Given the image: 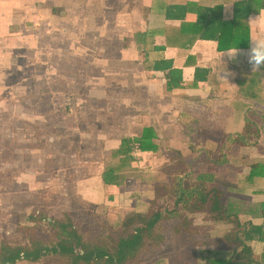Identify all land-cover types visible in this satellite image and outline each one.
I'll return each mask as SVG.
<instances>
[{"label": "rangeland", "instance_id": "obj_1", "mask_svg": "<svg viewBox=\"0 0 264 264\" xmlns=\"http://www.w3.org/2000/svg\"><path fill=\"white\" fill-rule=\"evenodd\" d=\"M93 40L96 43V39ZM103 43L104 41L101 45H104ZM88 56V67L97 65L99 71L104 73V87L106 89L115 87L111 86L112 80H114V68L117 65L125 64V62L119 61V63L110 59L118 58L117 56L104 55L105 59L102 60L99 54L92 53ZM96 58L99 60L97 64ZM128 58L129 56L126 54L120 55L122 60H128ZM137 58L141 62V57ZM5 63L9 64L5 60L0 63V83L12 78L11 72L5 70ZM40 71L37 70L35 73L38 74ZM49 71V68L46 72L41 71L39 82L45 77H49ZM56 74L58 75V72ZM31 77L28 71L23 72L25 83ZM186 78L188 79V75ZM35 88L25 87L24 95L18 99L17 97H7L6 86L0 84V249L6 245L28 246L31 242L38 241L45 245L70 248L77 247L81 243L100 244L104 239L103 235L107 232L105 229L107 226L114 224L118 226V223L124 220L128 214L149 210L156 186L160 188L162 184L169 181L165 171V169L169 170V167L166 165L172 162L173 153L179 151L182 146L183 150L189 151V154L183 156L189 162L191 172H194L195 175L205 173L213 176V179L228 181L234 185L222 186L224 183L216 181V187L221 188L224 192L222 204L227 208L230 217L226 219L227 221L213 215L198 214L191 218L187 231L177 232L180 244L176 245V243L169 248V251L174 250L176 256L180 254L178 264H202L200 258L202 251L229 250L236 246L237 242L233 241L232 236L230 237L235 230L236 217L241 222H262L264 179L262 178L251 186L239 185V181L249 169L247 166H216L210 162L207 150L201 151L203 154L200 155V159L194 161L192 158L196 152L187 147L188 143L193 142V139H195L194 146L208 148L211 145L213 148L215 142L220 145L221 137L226 134L228 128L223 120L216 124L213 123V118L226 114L219 111L214 112L213 108L204 110L205 114L203 111L194 112L199 120L191 121V117L184 118L188 127L182 129L178 125L173 127V122L165 120V114L155 108L156 104L153 101L145 104L146 108L148 105L151 106L147 109L148 112L143 113L145 111L143 108H137L132 113L148 114L150 121H147L148 116L146 115L142 119V123H149V125L153 123L160 131L158 132L160 148H157V153H150L144 158V154L140 155L142 152L135 146L130 153L135 166H131V163L129 168L120 171L116 187H111L103 183L102 175L107 168L112 167L115 162H119L120 157L122 158L120 156L114 159L112 155L111 160H108V156H111L115 150L111 152L102 147L103 150L99 149L96 154L90 152L88 157L87 155L78 156V152H74L72 157H78V160L75 161L70 159L66 149L68 145L72 144L71 135L67 134L69 123L76 126L74 120L69 121L70 108L68 109V101L65 100L67 95H73L75 92L71 91L73 86L70 90L66 89V92L64 89L54 92V101H52V92L47 97L50 104L46 99V101L43 100L46 98L43 94L50 91L47 84L43 88L40 87L39 91L38 89L35 91ZM192 88L179 89V92L171 96L173 100H166V104L175 108L183 106V104L191 105L195 102L193 97L196 100L199 99V93L193 92ZM221 88L223 87L212 88L214 91L209 89L208 95L218 94L216 96L220 98L226 94L225 91L220 90ZM145 90L150 93L155 91L158 94L166 91L171 94L160 84L146 86ZM8 91L13 92L14 88ZM30 91L32 95H30ZM111 93H113L112 90ZM36 94H38L37 98ZM184 96H188L189 99H185ZM7 98H10L11 101L5 102L4 99ZM250 105L251 111L254 109L263 110L260 103L252 102ZM48 106H51V110L54 108L50 117L47 116L50 114L47 112L50 110ZM16 113L20 115L17 120ZM208 114L212 116L208 117ZM21 115L23 116L21 117ZM180 115L181 113L176 110L166 114L167 119L174 122L181 119ZM109 122L111 126L113 120ZM212 125H215L216 128L208 127ZM84 126L85 121L82 127ZM132 128H127L121 137V142L129 137V134H138L141 131V124ZM144 130L140 136L134 137H141ZM245 132L251 131L246 129ZM69 133L76 134V131L71 130L70 132L69 128ZM200 133H204V138H198ZM75 139L79 140V132ZM257 145L258 154L264 155V138ZM135 150L138 152L135 153ZM215 153L216 151L214 155ZM158 162L161 164L157 165ZM110 196H113V199H110ZM47 219L54 220V224L48 225ZM70 219L74 223L75 236L72 237L67 230H61L57 226L59 224L67 227ZM166 228L169 229V224L166 225ZM170 232L167 231L169 237ZM254 246L256 256H260L261 244ZM159 254L160 252L153 253L150 250H143L134 264H152L156 259L161 258L157 257ZM40 255L45 256L42 253ZM20 264L33 263L24 261ZM36 264H71V258L55 253L52 256H45L42 261H38ZM161 264L166 263L162 262Z\"/></svg>", "mask_w": 264, "mask_h": 264}, {"label": "crops", "instance_id": "obj_2", "mask_svg": "<svg viewBox=\"0 0 264 264\" xmlns=\"http://www.w3.org/2000/svg\"><path fill=\"white\" fill-rule=\"evenodd\" d=\"M154 1L0 0V63L3 60L9 63H5L4 66L7 72H11L12 77L1 81L0 84L6 86L7 97L18 99L24 95L25 87L30 89L36 87L35 91L37 89L39 91L40 87L43 88L47 84L50 91L43 94L46 96L43 100L46 99L48 104L51 102L47 97L52 92L54 101V92H60V89L66 92V89L70 90L73 86L71 91L75 92L65 98L68 101V109L70 108L69 121L76 122V126L69 123L70 132L75 130L76 134L69 133V128L67 133L71 135L72 142L66 148L70 159L78 160V157H72L74 152H78V156L88 157L90 152L96 154L99 149L103 150L102 147L111 152L118 150L121 137L127 128H135L139 123L141 131L138 134H129V137L140 136L144 127L149 126V123H142V119L148 114L132 112L137 108H143L145 110L143 113L148 112L147 109L151 106L148 105L146 108L145 104L150 101L156 104L157 110L165 114V120L173 122V127L178 125L186 129L188 125L184 118L189 119L191 114L195 116L194 112L203 111L205 114L204 110L213 108L214 112L226 114L221 115L222 118H229L228 121L223 120L228 128L226 133H241L246 129H255V126L245 119L249 108L246 103L262 104L263 95L254 96L247 91L253 79L257 85L259 84L258 87L264 88V68L253 72L248 63L250 35H260L258 31L252 30L253 26L249 24V20L258 17L260 10H264V0H166L169 6L185 8V22L197 25L199 34L206 30L204 24L200 23V8H208V20L219 23L214 30H208L210 33L208 38L199 39L190 49L158 50L165 44L164 35L152 33V36L144 39L147 48L141 53L139 47L142 43L138 34L147 30V12ZM227 4H232L230 10H226ZM240 13H248L247 18L233 20ZM180 22L167 20L165 23L169 27L178 28ZM93 39H96V43ZM219 39L224 40L220 44L224 46L222 49L219 48ZM103 41L104 45H101ZM235 45L242 46L238 47L240 53L235 61L229 60L227 55L221 57L222 53ZM245 45H248V48H244ZM92 53L99 54L101 60L105 59L104 55H110L118 57L110 58L111 60L125 62L114 68L111 86L115 87L112 89L104 87V73L99 71L97 65L88 67V55ZM125 54L129 56L128 60L120 59V55ZM138 56L141 57V62ZM189 57L191 63L185 65ZM162 61L172 62L173 69L181 71L184 87L185 84L191 87L197 69L204 72L203 79L191 89L199 93L198 100L193 97L195 102L191 105L183 104L175 108L167 105L166 100H173L171 96L179 92V89L170 91L171 94L166 91L157 94L155 91L150 93L145 90L146 86L156 84L167 89L164 74H167L169 69L147 70L145 67V64L152 66V63ZM98 62L96 58V64ZM48 68L49 77L39 82L41 71L46 72ZM37 70H41L40 73H35ZM24 71H28L32 76L26 83L23 79ZM220 87H223L220 90L225 91V95L220 98L216 96L218 94L208 95L209 89L214 91L212 88ZM13 88V92L8 91ZM184 97L189 99L188 96ZM4 100L9 102L10 98ZM241 104L246 106L243 107ZM48 107L50 110L47 112L50 114L47 116L50 117L54 108L52 106L51 110V106ZM174 110L182 115L177 123L166 116ZM18 113L15 116L16 120L20 116ZM211 116L208 114V117ZM234 116L236 121H233ZM147 119L150 121L149 116ZM112 120L110 126L109 121ZM84 121L85 126L82 127ZM208 127L216 128L215 125ZM77 132L79 140L75 139ZM157 132L160 131L157 129ZM198 150L201 151L200 148ZM142 154L146 158L150 152H142L140 155ZM194 155L192 158L194 161L199 159V155L196 153ZM130 156L132 157L131 154ZM111 157L112 153L108 160H111ZM134 164L131 166H135Z\"/></svg>", "mask_w": 264, "mask_h": 264}, {"label": "trees", "instance_id": "obj_3", "mask_svg": "<svg viewBox=\"0 0 264 264\" xmlns=\"http://www.w3.org/2000/svg\"><path fill=\"white\" fill-rule=\"evenodd\" d=\"M209 11L208 8H200L199 16L201 17L200 23L204 24V28L206 29L204 33L199 34L196 26L190 25L185 22V8L183 7H175L169 6L166 0H155L152 6L149 8L147 12V30L145 33H140L139 41L142 43L141 47H139V51L141 53L146 51V45L144 39L152 36V33H159L160 35H164L165 44L158 48V50L164 51L166 48H181V49H190L195 43L201 38H208L210 29H215L219 22H215L214 20H208ZM248 13H240L236 16L235 19H243L247 18ZM176 21L179 20L180 26L178 28L169 27L166 25V21ZM203 20V22H202ZM222 24V23H220ZM234 22L231 23L233 25ZM219 45L224 42V40L219 39ZM224 46L220 45L219 48H223ZM235 47H242L235 45ZM244 48H248V45H245ZM243 48V49H244ZM221 51V50H219ZM191 63L190 57L185 62V65H189ZM147 70H160L162 71L169 69L167 74H164V78L167 80V89L169 91H174L176 89L187 88V84L184 87L183 81L181 78V71L173 69L172 62H154L152 66H148L145 64ZM172 67V68H171ZM204 72H200L197 69L194 72V79L191 82V87L197 86V83L203 79ZM206 79V78H205ZM185 83V82H184ZM259 84H256V80H251V86L247 91L248 94L252 93L254 96L263 95L264 96V88L258 87ZM254 92V93H253ZM245 94V93H244ZM157 133L154 128L148 127L145 128L141 137L132 138L127 137L122 140L120 148L112 153L114 159L120 157L119 162H115L112 167L107 168L103 175L102 181L105 185H115L118 180V174L120 171L127 169L130 167L132 163V158L130 156L131 151L136 146L139 148L140 152H154L157 150L158 145L156 142ZM264 179V161L254 163L250 169L249 174L246 179L250 182H256L257 179ZM201 182L202 178L198 181L193 182V184H187L186 188H183L180 184L174 187V192L169 190L173 194L178 196L180 202L186 207L188 205V201L193 198L194 192H199V200L200 205L195 209L201 210L204 207L206 200L212 195L215 197V204L218 210H220L219 216L223 217L222 213L226 210L220 206L219 201V191L216 189H208L204 187ZM203 187L205 190L201 192V189L197 188ZM181 195V196H180ZM221 208H220V207ZM161 213L156 212L155 218L149 221H145V219L141 218V221H145L149 224L147 229H151V226L158 221ZM235 222H238L236 219ZM243 226V229L234 230L230 235L232 236L233 241L237 242V245L229 250L225 249H216V250H204L202 251V255H200L202 264H264V216L261 223L254 222H246ZM146 233V229L142 228L140 233L137 230V234L140 235L139 240L135 239L130 232H117L111 231L109 234L104 237V240L100 244H87L84 246L83 253H70L73 257V262L75 264H124L127 258L134 259L137 256V253L140 250V246H138V242L144 238V234ZM257 243V244H254ZM262 246L261 255L255 254V246ZM35 247H42L39 242L34 244ZM135 249V251H132ZM65 251V250H64ZM67 251V249H66ZM65 251V252H66ZM21 252H25L26 256H22ZM63 254H66V253ZM33 251H30L29 248H12L5 247L0 250V264H16L18 261L23 258L32 257ZM107 257V258H105ZM116 259L115 263L113 260ZM130 259V260H131Z\"/></svg>", "mask_w": 264, "mask_h": 264}, {"label": "flooded vegetation", "instance_id": "obj_4", "mask_svg": "<svg viewBox=\"0 0 264 264\" xmlns=\"http://www.w3.org/2000/svg\"><path fill=\"white\" fill-rule=\"evenodd\" d=\"M249 103L250 102L246 104L250 108L251 106ZM246 104L244 105L241 104V105L245 107ZM261 105L263 106V110L254 109V111H251L248 108V110L246 111L247 112L246 116H245V119L255 126L256 133H255V130L253 131V129H250L252 133L251 132L247 133L243 131L241 133L240 132L226 133L223 137H221L220 145H217L219 143L215 142L213 144L214 145L213 148L211 145L208 148H204L198 145L194 146L193 144L195 143V139H193L192 143H188V145L186 144L187 147H190V150L192 149L194 152H196V155H199V156L203 154L201 151L207 150L208 158L210 162L212 164L214 163L216 166H219V167H232L234 165L247 166V168L249 169L246 172V174L242 177V179L239 181V185H242V186L250 185L251 186L252 184H254V182H250L246 179L247 175L250 172L251 167L253 166L254 163H257L258 161L260 162L264 161V155L258 154L257 149H256V147L258 146L257 145L258 142L262 138H264V96H263V102ZM180 118H182V115H180ZM189 118L191 119V121L199 120L197 116H194L192 114L189 116ZM221 120L228 121L229 118L227 117L213 118V123L216 124L220 122ZM233 121H236V116H234ZM175 122L177 123V121ZM148 127H152L155 129L157 136H158L157 137L158 140L156 142H157L158 148H160V144H159L160 137H159L156 127L154 126L153 123H151L149 126L144 127V129ZM204 136H205L204 133H200L198 135V138L202 139L204 138ZM182 147H180L179 151H177L176 153L175 152L173 153L174 157L172 158V162L166 165V167L167 166L169 167V170L165 169V171L168 174L167 176L169 178V181L167 183L162 184L160 188L156 186L157 188L154 193V197L152 199V203H151L149 210H147L146 212H142V213L136 212V213L128 214L127 216H125L124 220L118 223V226L114 224L111 226H107L105 228L107 232L103 235L104 237H106L111 231L112 232L113 231H117V232L126 231V232H130L132 236L137 240H139L140 238V235L137 234V230H139L141 233L142 228L146 229V233L144 234L145 237L142 238L140 242H138V246H140L141 248L139 252L137 253V256L134 259H131L130 257L127 258L124 264H134L135 261L137 260L138 255L143 250H150V252H153V253L160 252L159 256L157 257H161V258L156 259L152 264H161L162 262H165L166 264H178L177 261L180 259V254H177L176 256L174 254V250L169 251V248L173 247L176 243H177L176 245L180 244V242L177 239V232L183 231V230L187 231L189 229V224L193 216H196L198 214L204 215V216L213 215L224 221H227L226 219L230 218L227 208L222 204L223 198H224V192L221 188L216 187V181L224 183L222 184V186H228V185L232 186L234 184L228 181L219 180L217 178L213 179V176L207 175L205 173L195 175V173L191 172V170L189 169V162H187V160L183 156L184 154H189V151L183 150ZM199 148L201 149L200 152L198 150ZM157 151L158 149L150 153L155 154L157 153ZM215 151L216 153L214 155ZM159 164H161V162H158L157 165ZM200 178H202V181L204 180V182H201L203 185H205L204 187L208 189L213 188L219 191L220 206L226 210V212L224 211L222 213L223 217L218 215L221 209L218 210V208L216 207L215 197L212 195L206 200L204 207L201 210H199V209H195L199 207V205L201 204L199 200V192L193 193L194 196L192 199L188 201V205H186V207L183 205L182 202L179 201L178 196L176 194L168 192L169 190L171 191V189H172V192H174L173 188L179 184L183 188H186L187 184H193V182L198 181ZM261 179L262 178L257 179L256 182ZM117 183H118V180H117ZM117 183L115 185H107V186L116 187ZM197 188L201 189V192L205 190L203 187L201 188L197 186ZM109 198L113 199V196H110ZM207 210L209 212H206ZM156 212L161 213L160 218L154 224V226H151V229H147L149 227L148 223L150 222L151 219L155 218ZM141 218L149 222L146 223L145 221H141ZM236 219L238 220V222H234V229L235 230L243 229L242 225H244L246 222H241L240 219H238L237 217ZM47 220L48 221L46 222L48 225L54 224V220L52 219H47ZM168 224H169V229L166 228V225ZM73 225L74 223L70 219L67 227H65V225L61 226L59 224L57 226H59L58 228H60L61 230L62 229H64L65 231L67 230V232L72 237L73 235L75 236ZM193 229L195 230V228ZM167 231L172 232V233L171 232L169 233L170 237ZM35 243L36 242H31L30 245L28 246L6 245L2 248H5V247L18 248L19 247L23 249L29 248L30 251H33L32 257H29L27 259L23 258L22 260L18 261L16 264L20 262H24V261H30L33 264H36V262L42 261L45 256H52L55 253L63 254L67 249V251L65 252L66 254L64 255L69 256L71 258V264H75L72 261L73 257L70 253L75 252V253L82 254L84 246L87 245V244L81 243L80 245H77V247L70 248L67 246L60 247L58 245H53V246L49 244L45 245V244H42L40 241L39 243L43 246L35 247L34 246ZM78 247H79V250H78ZM132 251H135V249H132ZM40 253H42L45 256L42 257ZM21 255L23 257L26 256L25 252H21ZM113 261L115 263L117 262L116 259H114ZM80 264H83V263H80Z\"/></svg>", "mask_w": 264, "mask_h": 264}, {"label": "clouds", "instance_id": "obj_5", "mask_svg": "<svg viewBox=\"0 0 264 264\" xmlns=\"http://www.w3.org/2000/svg\"><path fill=\"white\" fill-rule=\"evenodd\" d=\"M232 4L225 5L226 10H230ZM249 24L253 26V31L260 33L257 35H250V47L247 52L248 63L253 72L260 71L264 68V10H260L258 17L250 18ZM240 53V49L230 48L222 53L221 57L227 55L229 60L235 61ZM231 74V73H230Z\"/></svg>", "mask_w": 264, "mask_h": 264}, {"label": "built area", "instance_id": "obj_6", "mask_svg": "<svg viewBox=\"0 0 264 264\" xmlns=\"http://www.w3.org/2000/svg\"><path fill=\"white\" fill-rule=\"evenodd\" d=\"M138 152V150H135V153Z\"/></svg>", "mask_w": 264, "mask_h": 264}]
</instances>
